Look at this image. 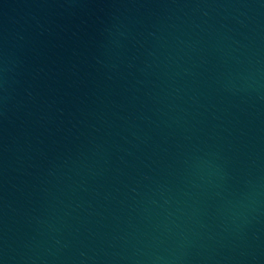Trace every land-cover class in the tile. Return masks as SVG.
I'll list each match as a JSON object with an SVG mask.
<instances>
[{
  "label": "water",
  "instance_id": "1",
  "mask_svg": "<svg viewBox=\"0 0 264 264\" xmlns=\"http://www.w3.org/2000/svg\"><path fill=\"white\" fill-rule=\"evenodd\" d=\"M0 264H264V0H0Z\"/></svg>",
  "mask_w": 264,
  "mask_h": 264
}]
</instances>
